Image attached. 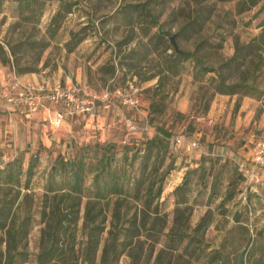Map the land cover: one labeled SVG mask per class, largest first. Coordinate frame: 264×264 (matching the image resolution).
Instances as JSON below:
<instances>
[{
	"label": "rangeland",
	"instance_id": "obj_1",
	"mask_svg": "<svg viewBox=\"0 0 264 264\" xmlns=\"http://www.w3.org/2000/svg\"><path fill=\"white\" fill-rule=\"evenodd\" d=\"M39 1L43 13L35 22L23 19L29 11L19 13L17 0H0V44L6 53L0 50L2 77L15 74L16 78L25 75L37 84L48 80L85 84L95 90L105 87L133 90L138 100L135 105L118 102L116 105L138 128L129 131L112 108L100 110L94 118H67L58 127H52L46 120L41 122L37 136L25 131L13 151L1 147L0 167L16 154L25 169L28 160L37 156L35 172L27 187L23 183L20 187L0 183V208L8 213L6 226L0 229L2 251L6 247L7 229L21 226L26 235L18 249L26 257L18 256L17 264H37L45 226L41 221L43 184L57 155H77L85 143L139 144L156 133V126H162L172 137L196 139L199 147L185 152L171 137L173 156L166 158L164 167L173 163V168L166 176L159 199L161 212L155 214L153 207L148 210L133 202L129 214L136 210L140 221L144 210L148 218L146 228L161 229L165 223L163 230L167 231L175 217L189 212L191 229L201 221H208L194 232L209 244L205 253L218 249L228 264H237L239 253L243 252L244 264H264V166L256 169L257 181L248 184L236 163L252 164L254 145L264 139V48L259 50L261 57L254 56V63L244 67L263 91L260 96L217 92L216 81H209L216 74L209 72L203 78L196 77L191 60L184 62V68L176 73L170 72L167 63L172 49L166 48L170 44L179 50L193 51L201 43L199 54L203 61L207 66L217 67L233 55L235 41L244 44L264 32V0L253 4L250 0ZM128 4L136 5L129 14L124 11ZM59 8L60 16L55 19ZM191 20L198 24H193L189 35L177 36L178 29ZM160 27L169 35L157 44L150 37ZM7 44L14 47V58ZM4 57L7 60L3 63ZM151 102H162L164 110L149 113ZM185 177L190 185L187 201L177 204L172 191ZM85 201L83 198L79 220L73 228L76 264H88L83 260L89 230L83 225ZM112 203L113 198L103 204L100 214L89 224L102 229L94 264H131L127 252L136 254L139 240L144 241V249L138 264H152L161 243L144 236L147 230L133 237L117 258L109 249L102 257V248L109 242L108 231L123 220L116 223ZM128 207H123L122 213ZM182 221L183 218L177 221V228L184 229ZM65 242L70 244L66 239ZM152 243L155 252L147 263L145 256ZM193 248L192 244L189 250ZM177 253L180 251L173 259L188 261L187 264H222L205 253L199 260Z\"/></svg>",
	"mask_w": 264,
	"mask_h": 264
},
{
	"label": "trees",
	"instance_id": "obj_2",
	"mask_svg": "<svg viewBox=\"0 0 264 264\" xmlns=\"http://www.w3.org/2000/svg\"><path fill=\"white\" fill-rule=\"evenodd\" d=\"M17 1L19 13L29 11L28 15H23L24 20L39 21L43 13L42 3L39 0ZM250 2L253 4L256 0H250ZM67 6L69 8V5ZM135 6L128 4L124 11L129 14L130 9H134ZM60 13L59 8L54 18H58ZM147 16H150L149 13ZM151 22L153 23L154 20ZM194 23L198 24L195 20L185 23L178 29L176 35L188 36ZM263 25L264 23H262ZM168 35L169 32H165L160 27L159 32L151 36L150 39H155V43L159 44ZM7 46L14 58V47L8 44ZM166 48L172 49L167 63V69L170 72L176 73L179 69L184 68V62L191 60L196 77L203 78L209 72L216 74V76H211L209 81H216L214 88L219 93L228 95L241 93L248 96L263 94V91L256 86V80L250 78L249 70H245L244 67L254 63V56L261 57L259 50L264 48V32L244 44L235 41L233 55L217 67L205 64L203 56L199 54L202 49L201 43L197 44L193 51L179 50L170 44H167ZM0 50L6 54L2 44H0ZM5 58L7 57L1 60L3 63L7 60ZM253 70L255 69H252V72ZM234 76L236 77L233 78ZM149 108L151 114L161 112L164 110V104L151 102ZM171 137L172 134L168 129L156 126V133L143 139L139 144L85 143L80 146L77 155H57L46 173L43 184L41 221L45 226L42 229V244L37 253V264H76V232L73 228L79 220L83 198L86 200L83 207V225L89 229L83 260L88 264H94L93 258L99 248V233L102 230L99 226H89V224L100 214L102 205L108 203L111 198H113V217L116 223L123 220L120 225H113L114 229L108 231L109 242L102 248V257H105L109 249L114 258H117L126 251L133 237H139L143 235V230H147L144 236L156 244L161 243V247L153 257L152 264H187L188 261L173 259L177 251H180L177 253L180 256H183L181 255L183 253L185 256H193L195 260H199L209 248V244L204 243L202 237L197 236L194 232L199 230L201 224L207 225L208 221H201L191 229L188 223V212L182 217H175L173 225L164 231L165 223L161 229L146 228L148 218L146 219L147 213L144 210L141 211L140 221L136 210L129 214L133 202L140 203L144 209L149 210L153 207L152 212L155 214L161 212L159 199L164 189L166 176L173 168V163L169 167H164L166 158L173 156L170 148ZM173 139L174 137H172V141ZM36 157V155L32 156L28 160L26 168L23 169L22 159L16 154L13 155L0 167V183L19 187L23 183L27 187L26 185L35 172ZM240 174L245 180L243 173L240 172ZM189 190V180L185 177L172 191L177 204L187 201ZM230 197L232 195H229ZM126 205L129 207L122 213V208ZM7 215V211L1 207L0 229L6 226ZM182 218L184 229L177 228L176 225L177 221ZM25 235L26 229L21 226H12L7 229L5 250L2 251L0 247V264H17L18 256L26 257L24 251L18 249L19 243ZM65 239L70 244H67ZM143 244L144 241H138L136 254L131 251L127 252L131 258V264H138L144 249ZM192 244L194 248L189 250ZM154 252L155 245L152 243L145 256L146 261L148 260L147 263ZM205 254L218 260H221L222 257L218 249H210Z\"/></svg>",
	"mask_w": 264,
	"mask_h": 264
},
{
	"label": "built area",
	"instance_id": "obj_3",
	"mask_svg": "<svg viewBox=\"0 0 264 264\" xmlns=\"http://www.w3.org/2000/svg\"><path fill=\"white\" fill-rule=\"evenodd\" d=\"M134 95L133 90H111L109 87L95 90L79 83H50L48 80L38 84L31 81L21 82L13 75L0 86V108L7 112L17 108L21 113L42 109L52 127H58L72 116L94 118L100 114V110L114 108L119 120L132 131L138 126L130 117L124 115L116 102L127 106L135 105L138 100ZM173 142L185 152L199 147L196 139H185L182 136L174 137ZM236 163L248 184L257 181L256 169L264 166V139L257 140L254 145L252 164L247 166L243 161ZM245 191L246 189L243 191L244 198Z\"/></svg>",
	"mask_w": 264,
	"mask_h": 264
},
{
	"label": "crops",
	"instance_id": "obj_4",
	"mask_svg": "<svg viewBox=\"0 0 264 264\" xmlns=\"http://www.w3.org/2000/svg\"><path fill=\"white\" fill-rule=\"evenodd\" d=\"M15 74H9L3 76L0 74V86H3L6 80ZM19 81H33L37 82L25 75L19 76ZM82 117V116H72ZM69 117V118H72ZM47 115L44 110L33 111L30 113H21L19 109H14L11 112H7L0 108V137L3 135V139L0 138V148L4 150L13 151L19 145V139L23 136L25 131L37 136L40 129L41 122H46ZM66 119L62 122L63 125ZM37 132V133H36Z\"/></svg>",
	"mask_w": 264,
	"mask_h": 264
},
{
	"label": "water",
	"instance_id": "obj_5",
	"mask_svg": "<svg viewBox=\"0 0 264 264\" xmlns=\"http://www.w3.org/2000/svg\"><path fill=\"white\" fill-rule=\"evenodd\" d=\"M170 40L173 43V45L175 46V43L173 41V35L170 36ZM221 261H222V264H228L223 256L221 257ZM237 264H244L243 263V252L239 253V255L237 257Z\"/></svg>",
	"mask_w": 264,
	"mask_h": 264
}]
</instances>
